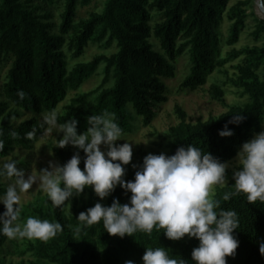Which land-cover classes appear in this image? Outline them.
<instances>
[{"label": "trees", "instance_id": "1", "mask_svg": "<svg viewBox=\"0 0 264 264\" xmlns=\"http://www.w3.org/2000/svg\"><path fill=\"white\" fill-rule=\"evenodd\" d=\"M90 2L62 0L63 9L55 31L51 8L58 1L0 0V66L9 62L0 92V141L4 144L0 157L14 147L31 149L42 134L45 124L35 117L14 124L22 112H52L69 91L78 90L101 65L99 85L75 94L56 116V123L61 125L74 118L78 121L79 134L86 130L88 116L108 112L115 114L123 132L130 130L136 117L148 125L157 104L166 100L162 79L175 76L174 63L183 54L189 58V71L181 88L189 90L201 87L215 69L243 55L231 83L242 95H247L248 101L193 124L186 122L185 113L177 107L180 121L168 129L166 151L161 153L173 155L178 147L192 145L225 162L236 155L243 142L261 130L264 44L232 49L225 57L219 56L220 25L224 17L232 22L226 42L233 44L245 27L248 0L238 1L229 8V0H105L101 11L90 12L86 19L76 21L78 6ZM262 33L264 24L258 21L253 35L258 39ZM151 38L157 41L159 49ZM90 44L104 49L114 46L115 50L70 66L67 52L76 60ZM211 88L212 97L223 102L221 88L216 84ZM236 113L244 116L243 121L238 125L229 123ZM225 125L233 135H218ZM75 152L71 145L55 148L61 165ZM80 156L79 167L83 170L82 150ZM139 166L126 172L124 179L133 180ZM231 173L232 170L226 171L227 182L217 187L211 197L219 202L217 211L234 210L238 216L239 227L233 235L239 244L235 255L226 258L227 264H264V256L259 253V244L264 242V203L249 204L245 194H235ZM5 190L0 182V196ZM130 195L117 186L100 200L89 187L80 196H74L71 204L66 201L57 208L49 201L46 206L39 205L34 214L28 213L25 218L59 222L63 230L46 242L35 239L27 242L25 249L31 252L32 259L17 264H125L126 261L137 264L142 262L145 248L149 247L165 248L178 264L180 261L195 264L191 251L198 246V240L187 234L182 239L171 240L164 236L163 229L154 228L151 235L137 232L120 238L109 235L102 221L84 227L76 218L97 202L110 206L115 198L127 203ZM226 196L229 198L225 199ZM4 210L1 206L0 213ZM77 227L82 229L79 236L75 233ZM6 241L10 240L0 235V252ZM0 264H4L1 258Z\"/></svg>", "mask_w": 264, "mask_h": 264}, {"label": "clouds", "instance_id": "2", "mask_svg": "<svg viewBox=\"0 0 264 264\" xmlns=\"http://www.w3.org/2000/svg\"><path fill=\"white\" fill-rule=\"evenodd\" d=\"M243 119L241 113H236L229 123L238 125ZM45 121L53 126L50 134L53 131L63 134L55 146L71 145L76 152L62 165L49 161L48 167L39 170L38 175H26L14 160L0 167V178L10 181L0 196V204L5 209L0 213V235L9 240L26 238L46 242L63 230L59 222L35 217L20 223L19 193L27 192L34 184H39L57 208L71 197L80 196L86 188L90 187L103 200L119 186L131 193L128 202L120 203L115 198L110 206L97 202L78 214L76 218L81 225L91 227L102 221L109 235L120 238L137 232L151 235L154 228L163 229L164 236L171 240L182 239L187 234L198 240V246L191 251L195 264H227L226 258L235 255L239 244L233 235L239 221L234 210H216L219 202L210 196L213 186L226 182V170L232 166L235 194H245L249 204L264 203V130L241 144L234 166L221 162L208 151L186 145L178 147L173 155H145L134 179L126 181L124 166L132 160V144L123 138V129L114 113L88 116L87 128L79 134L78 121L74 118L58 126L54 115L45 117ZM218 135L227 137L233 132L225 125ZM121 139L125 142L115 143ZM3 148L0 141V151ZM80 150L85 154L83 170L79 167ZM81 231V227H77L76 235ZM259 253L264 256V242L259 244ZM141 260L142 264H178L162 247L145 248Z\"/></svg>", "mask_w": 264, "mask_h": 264}, {"label": "rangeland", "instance_id": "3", "mask_svg": "<svg viewBox=\"0 0 264 264\" xmlns=\"http://www.w3.org/2000/svg\"><path fill=\"white\" fill-rule=\"evenodd\" d=\"M55 1H58L59 3L54 4L51 11L53 14L52 22L56 26L55 31H57L63 4L62 0ZM238 1L241 0H229L227 8L231 7ZM104 2L105 0H91L88 5L78 6L75 20L86 19L90 12L101 11L104 6ZM248 2L249 3L246 6L247 19L245 27L235 43L228 44L226 42L232 22L224 17L220 25L221 47L219 56L221 58L225 57L232 49L239 50L246 46H262L264 44V33H262L258 39H256L253 35L257 22L260 21L264 24V13L259 8L258 0H248ZM150 40L154 43L155 48L159 49L157 41L154 38H151ZM114 50V46L104 49L98 44H90L86 48L83 56L80 58L76 60L71 59L70 53L68 52L67 58L69 65L73 66L77 62L90 61L94 56L101 53L109 55L114 52ZM242 58L243 55H240L233 60L225 62L221 67L215 69L207 76L204 85L195 90H189L181 88V84L189 71V58L186 54L179 56L174 63L175 76L173 78L162 79V82L166 87V91L164 93L166 100L157 104L154 109L155 116L152 121L148 125H144L142 119L140 117H136L132 122L130 130L123 132V138L132 144V160L128 165L124 166L126 172L133 170V165H136V167L141 165L145 155L149 153L157 154L166 151L168 143L166 133L170 127L177 125L180 121L178 114L176 113L177 107L181 108L185 113L186 122L193 124L198 120L205 121L210 117H217L226 112L228 107L231 105L246 103L248 101L247 95H242L241 91L235 88L231 83V79H233L237 74L236 66L241 62ZM8 68L9 62L0 66V92ZM101 69L102 65L95 74L81 84L78 90L69 91L65 99L58 103L52 112L47 110L39 114L22 112L20 117L14 120L15 125L35 117L38 121L43 122L45 127L40 138L31 149L14 147V149L6 156L0 157V167H2L4 163L14 160L16 161L18 168L25 170L26 175L28 173L38 175L39 170L48 167L49 161L60 164V161L55 153V145L63 134L56 131H53L50 134L49 129L53 126L46 123L45 117L54 115L56 118V116L61 113L63 106L67 104L69 100L75 96V94L90 91L98 86L102 80ZM213 84L218 85L223 91V102H220L212 97L211 86ZM261 130H264V122L262 123ZM146 141L148 142L144 143ZM124 142L125 141L121 139L117 140L115 143L122 144ZM101 148L103 150V145ZM234 158L235 156L225 162L234 166ZM228 170L233 171V167L230 166L226 171ZM0 182L5 186V188H7L8 183H10V181L4 178H1ZM225 183L213 186L210 196L212 197L217 187L223 186ZM19 196L22 206V217L20 223L26 221L25 216H27L28 213L34 214L35 210H38L39 205L46 206L49 202L46 194L41 190L38 183L36 185L34 184L27 192L19 193ZM73 198L74 196L70 198V201H68L69 204L72 203ZM1 206H3V204H0V207ZM33 240L24 238L6 241L5 247L0 252V258L4 261V264H17L22 260H31V252L25 249V245L27 242ZM137 264H142V262Z\"/></svg>", "mask_w": 264, "mask_h": 264}, {"label": "water", "instance_id": "4", "mask_svg": "<svg viewBox=\"0 0 264 264\" xmlns=\"http://www.w3.org/2000/svg\"><path fill=\"white\" fill-rule=\"evenodd\" d=\"M258 5H259L260 10L264 13L263 0H258Z\"/></svg>", "mask_w": 264, "mask_h": 264}]
</instances>
